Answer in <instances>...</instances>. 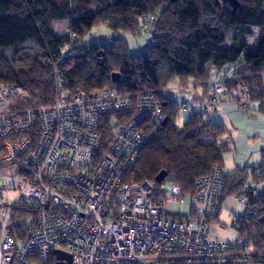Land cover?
Listing matches in <instances>:
<instances>
[{"label": "trees", "instance_id": "1", "mask_svg": "<svg viewBox=\"0 0 264 264\" xmlns=\"http://www.w3.org/2000/svg\"><path fill=\"white\" fill-rule=\"evenodd\" d=\"M237 1L234 12L231 0H36L40 15L36 18L27 0H0V84L26 91L23 96L7 97L12 101L10 107L0 114L32 111L36 122L28 155L39 142L37 109L60 97L58 78L67 82L68 93L82 90L90 96L115 88L132 98L155 95L165 118L142 148L132 178L157 180L164 175L181 186L184 196H191L196 181L218 167L225 186L221 207L228 198L245 195V202L239 203L245 205V212L236 215L232 225L240 235L237 243L247 242L252 250L261 252L250 264H264V190L256 189L264 186V149L258 166L223 174L224 156L233 150L230 141L222 140L226 128L207 119L209 114L191 109V120L179 125L184 103L164 93L175 79L183 87L192 79L195 86L204 88L208 103L203 105L211 109L213 84L223 82L230 89L240 84L249 89L250 102L258 103L264 112V0ZM149 15L156 17L152 31H146L152 44L140 55L128 54L119 37L107 44L82 46L97 25L136 34ZM239 16L245 18L238 23ZM63 22H68V32L58 36L54 26ZM250 28L261 30L253 47L243 44ZM109 120L104 117L105 123ZM113 127L104 134L107 140ZM5 152L0 141V156ZM0 167H16L21 176L28 174L20 160ZM26 218L36 221L37 211L23 204L16 206L9 228L21 242L29 234L22 221Z\"/></svg>", "mask_w": 264, "mask_h": 264}, {"label": "built area", "instance_id": "2", "mask_svg": "<svg viewBox=\"0 0 264 264\" xmlns=\"http://www.w3.org/2000/svg\"><path fill=\"white\" fill-rule=\"evenodd\" d=\"M147 18L140 32L146 23L147 32L154 28L156 17ZM66 84L58 78L60 97L37 109L39 142L28 155L36 122L32 111L0 114L6 149L0 165L20 160L28 171L14 200L0 189V264H250L261 256L247 242L218 237L214 220L225 191L218 167L196 181L186 215L175 210L185 196L169 177L132 178L142 148L165 118L155 95L132 98L104 88L89 96L82 90L68 93ZM25 93L0 86L1 97ZM237 93L239 104L250 103L246 86L239 85ZM210 95L215 103L229 92L217 82ZM189 109L210 114L208 106L182 105L183 111ZM104 117L110 120L105 123ZM110 127L113 135L107 140ZM236 200L244 203L245 195ZM22 204L37 211V220H22L29 234L19 246L9 225Z\"/></svg>", "mask_w": 264, "mask_h": 264}, {"label": "rangeland", "instance_id": "3", "mask_svg": "<svg viewBox=\"0 0 264 264\" xmlns=\"http://www.w3.org/2000/svg\"><path fill=\"white\" fill-rule=\"evenodd\" d=\"M27 1L36 18H40L36 0ZM244 18L239 16L235 20L239 23ZM149 25L148 23L145 24L147 30L150 28ZM146 29H142L141 32L138 31L136 34H130L115 32L106 25H97L85 36L82 41V46L107 44L111 43L114 38L119 37L124 42V46L127 47L128 54L137 56L144 53L152 44V36L146 34ZM249 30L251 33L245 35L243 44L253 47L261 30L257 28H250ZM54 31L58 36L65 35L68 32V22L57 23L54 26ZM233 70L231 67L227 75L231 77ZM223 75L222 72V77ZM213 80H215V76H213ZM2 85L6 84H0V86ZM239 85L237 84V86ZM237 88L230 89L227 86L229 95L227 97H217L218 101L216 99L214 106L210 109L211 113L206 116L207 119H211L225 126L226 132L222 140L230 141L233 147V150L224 156L225 166L223 168V174L225 175L234 172L239 167L243 168L247 165L253 167L258 166L261 163V152L264 148V112L260 111L258 103L254 104L250 102L248 105L239 104V101L236 100L238 94ZM203 90L204 88L202 86H195V82L192 79L187 87L181 86L180 80L175 79L170 82L164 93L181 104H193L195 103V93L202 94ZM206 97L208 99L207 94ZM209 99V101L213 100L211 97ZM219 99L226 100L228 104L220 102ZM11 102L7 97L0 96V112L9 109ZM191 118L192 112L190 110H181L178 114V124L183 125L189 122ZM23 181L22 176L16 173V167H0V189L6 193L9 200H14L17 197L18 190ZM256 189L262 192L264 186H259ZM245 209V205L237 203L233 197L228 198L224 202L218 219L214 221L220 239L231 244H236L240 241V235L232 225L235 216L243 215ZM175 210L177 213H182L183 215L190 212V194L185 196V203L183 205H177ZM18 245H21V241L18 242Z\"/></svg>", "mask_w": 264, "mask_h": 264}, {"label": "crops", "instance_id": "4", "mask_svg": "<svg viewBox=\"0 0 264 264\" xmlns=\"http://www.w3.org/2000/svg\"><path fill=\"white\" fill-rule=\"evenodd\" d=\"M194 99H195V103H193V104H202V103H205L206 101H207V97H206V95L204 94V90H203V93L202 94H198V93H195V95H194ZM220 100V99H219ZM220 102H222V103H225V104H228L227 102H226V100H224V99H221L220 100ZM217 117V116H216ZM223 125V124H222ZM224 126V125H223ZM225 127V126H224ZM223 139V138H222ZM264 149V148H263ZM255 167V166H254ZM240 168H242V167H239L238 169H240ZM236 171V170H235ZM234 171V172H235ZM233 173V172H232ZM231 174V173H230ZM234 198V200L237 202V200H236V198L235 197H233ZM238 203V202H237ZM217 227V226H216Z\"/></svg>", "mask_w": 264, "mask_h": 264}, {"label": "water", "instance_id": "5", "mask_svg": "<svg viewBox=\"0 0 264 264\" xmlns=\"http://www.w3.org/2000/svg\"><path fill=\"white\" fill-rule=\"evenodd\" d=\"M231 4H232V6H233V11L235 12L236 9H237L238 6H239L238 1H237V0H231ZM164 177H165V176L163 175V176H161L160 178H158L157 180H158V181H162V180L164 179ZM56 254H57L59 257H66L68 260H70V257H69L67 254L63 253V252L57 251Z\"/></svg>", "mask_w": 264, "mask_h": 264}]
</instances>
